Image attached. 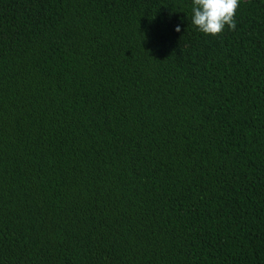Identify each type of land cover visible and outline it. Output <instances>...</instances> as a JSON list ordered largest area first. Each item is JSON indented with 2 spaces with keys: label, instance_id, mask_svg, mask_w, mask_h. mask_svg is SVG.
Wrapping results in <instances>:
<instances>
[{
  "label": "trees",
  "instance_id": "1",
  "mask_svg": "<svg viewBox=\"0 0 264 264\" xmlns=\"http://www.w3.org/2000/svg\"><path fill=\"white\" fill-rule=\"evenodd\" d=\"M192 15L0 0V264H264V0Z\"/></svg>",
  "mask_w": 264,
  "mask_h": 264
},
{
  "label": "clouds",
  "instance_id": "2",
  "mask_svg": "<svg viewBox=\"0 0 264 264\" xmlns=\"http://www.w3.org/2000/svg\"><path fill=\"white\" fill-rule=\"evenodd\" d=\"M241 0H192V25L206 36L222 35L225 28L236 29ZM175 31L180 32L179 26Z\"/></svg>",
  "mask_w": 264,
  "mask_h": 264
}]
</instances>
